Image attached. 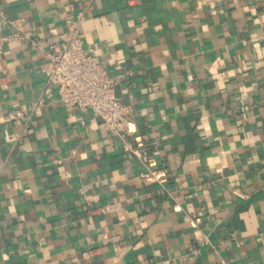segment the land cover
Returning <instances> with one entry per match:
<instances>
[{
    "label": "crops",
    "instance_id": "0c3cea01",
    "mask_svg": "<svg viewBox=\"0 0 264 264\" xmlns=\"http://www.w3.org/2000/svg\"><path fill=\"white\" fill-rule=\"evenodd\" d=\"M0 11L36 40L4 44L0 264H264V0H0ZM66 11L82 12V45L116 79L154 174L90 110L46 92Z\"/></svg>",
    "mask_w": 264,
    "mask_h": 264
},
{
    "label": "built area",
    "instance_id": "2783aa9c",
    "mask_svg": "<svg viewBox=\"0 0 264 264\" xmlns=\"http://www.w3.org/2000/svg\"><path fill=\"white\" fill-rule=\"evenodd\" d=\"M82 19V12L64 13V31L60 41L48 46L45 51L46 61L41 67L46 77L45 90L51 94L52 86L57 87L59 101L68 110H90L93 116L100 119V126L118 137L123 149L154 174L144 146L130 139L131 108L115 95L116 79L108 74L99 58L86 51L82 45L79 34ZM0 23L9 28L8 33L0 31V74L5 75L7 64L4 44L15 39H28L32 45H36V40L24 29L21 17H7L0 11ZM10 112L16 117L23 116V112L16 108Z\"/></svg>",
    "mask_w": 264,
    "mask_h": 264
}]
</instances>
